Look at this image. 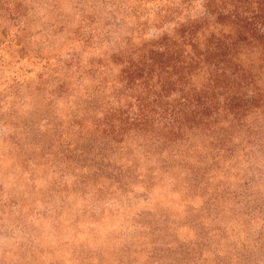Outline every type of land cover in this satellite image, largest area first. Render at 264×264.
<instances>
[{"label": "trees", "instance_id": "16d2710c", "mask_svg": "<svg viewBox=\"0 0 264 264\" xmlns=\"http://www.w3.org/2000/svg\"><path fill=\"white\" fill-rule=\"evenodd\" d=\"M38 1L0 0V149L9 151L0 155V181L16 198L2 184L0 241L22 235L0 264L18 247L16 261L32 262L67 208L86 202L83 187L94 225L109 204L125 216L136 201L130 189L160 184L188 195L212 190L209 201L221 205L185 226L194 234L182 238L179 260L264 264V0H91L63 24L55 0ZM35 77L36 87L24 88ZM78 168L89 170L86 179ZM170 220L150 222L173 229L161 251L172 257L183 228ZM64 258L58 250L53 260Z\"/></svg>", "mask_w": 264, "mask_h": 264}, {"label": "rangeland", "instance_id": "374dc122", "mask_svg": "<svg viewBox=\"0 0 264 264\" xmlns=\"http://www.w3.org/2000/svg\"><path fill=\"white\" fill-rule=\"evenodd\" d=\"M55 1L59 5V9L55 14L62 16L60 18L62 24L63 22H65V20L68 21L71 18L75 20V16L73 15L74 5H76L75 7L78 8H84L88 5L90 7L91 5V0ZM37 2L41 3L38 0ZM87 11L88 7L84 9L86 25L91 21V13H88ZM39 24L41 25L42 22H40ZM43 27L44 26H42V29ZM44 29H47L46 26ZM88 29L89 28L86 27L82 28L83 31H86ZM87 58L91 59V56ZM37 81V77L29 79V83H27V81L25 82L24 88H35L36 84L39 83ZM89 84L91 85V81ZM75 85L82 86L83 84L78 81ZM13 103H21V101H19V99H14ZM32 104L35 105L31 102L27 104L25 110L26 112L28 108L30 109ZM2 105L5 106L4 102L2 103ZM85 107H90L89 102H86ZM37 110L38 108H35L33 112H36ZM25 111H23L22 109H15L13 113H16L20 117V115ZM75 115L76 113H69L68 119H66L64 122L68 123V121L75 119ZM81 116L85 115H78V117ZM2 141L3 140L0 137V147ZM130 145L131 146L129 147L131 151L129 150V148H127L126 152L129 151L131 153L132 150H134L131 142ZM185 149L187 148L185 147ZM8 152L9 151H2V149H0V155H2V153L7 154ZM135 153L139 152H133V155ZM139 154L143 156L141 153ZM144 170L145 167L141 168L142 172ZM76 173L79 175V177H83L82 179L84 180L86 179V176L89 175V170L86 168H78ZM153 174L154 173L151 172V176ZM71 180L72 179L70 178L69 181ZM6 183L7 182L4 180L0 181V189L2 187V184ZM137 183V185L140 184V182ZM66 184L67 187H65V189H68V191H70L71 186H69V184H72V181L67 182ZM7 186V191L11 193L10 199L14 201V199L16 198H14L12 193L15 188L11 185ZM138 187V189L140 190L137 189L135 191H132V189H130L132 192L130 190L128 192V195L134 197L136 201L131 202L132 206L129 209L126 208L128 212L123 213L125 214V216H122L121 212L123 210L121 211L120 209H118L117 204H107L108 206L102 209L104 211H100V209L96 211L93 219L95 221L94 225H91V204L88 203V201H91V194H86L85 192L87 190H85L83 187L81 193L87 199L86 202L81 197H79L71 207H68L67 210L65 209L66 215L60 219V231H55L54 233L53 231H51L47 238H42V242L44 245L43 248L37 249L39 250V252H36V250H34V260L32 262L29 261V263L27 264H56L53 259L56 257L58 250L61 251L64 256H66L61 264H175L180 258H182V253L188 248L187 245H184L186 243L183 241V239L194 234L193 231L188 227L194 228L192 223L197 219H200V221H206L204 217L200 215V210H205L211 205H213V207H215L216 209L221 208V205H219L218 207V205L215 204V201L213 203L209 201V199L212 197V190L208 191L205 188L203 190L194 189L188 195L185 192V188H183L182 186L173 187L167 185L163 186L162 184H160L157 188L149 189L148 192H145L141 188V186ZM0 197L4 198L5 195L0 194ZM42 208L43 207L41 206V209ZM1 210L2 209H0V211ZM41 211L44 210L42 209ZM168 212H170L171 217L166 216ZM41 217L42 215L40 213V218ZM148 217H151L152 222L156 221V219L160 221L163 218H168L169 220L171 219V225L176 226V228H183L180 233L181 239L177 243L178 245H176L178 247H175V249H171V253L174 252V254H172V257L166 256L161 253L164 250H168L169 248H171L170 241L174 234L173 229L169 228L170 226L167 227L166 225L156 226L154 225V223L150 222L151 219L147 220ZM10 221L11 220H8L9 223ZM220 221L219 223L217 221L218 227L220 225L218 230L226 232V229H228V225H226L225 222ZM2 222L3 223H0V238L5 237V235L7 234L2 233L4 231L7 232V227L4 224L5 220H2ZM221 223L223 224L221 225ZM186 225H188V227H185ZM43 226L44 227H41L40 229H38V231L42 230L44 233H46L48 232V230H50L47 225L43 224ZM133 236L141 238L142 240L131 241V237ZM13 237L18 240L22 239V235L20 234V232L9 234L6 237V239L8 240H6V243H2L0 241V253L5 251L6 249H10V239H12ZM59 238L62 239L60 244H58L59 242L56 241ZM218 243L219 242L212 244V247L217 248ZM195 249L196 250L194 251V253L190 255L191 258L195 255V253L198 254V251L200 252V248L196 247ZM18 251L20 252L22 251V249L19 247L16 248V252L12 253L10 257H7L9 259H12V262H7L8 264H19L16 261V257L19 253ZM216 258L212 264H217L221 257H219L218 259ZM187 260L188 259L186 256L184 260H179L176 264H207L204 263V261H201L199 263L195 260L189 262Z\"/></svg>", "mask_w": 264, "mask_h": 264}]
</instances>
